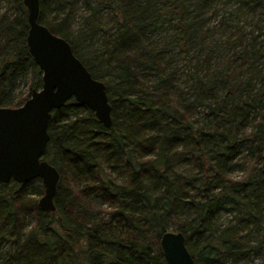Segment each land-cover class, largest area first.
Segmentation results:
<instances>
[{
    "label": "trees",
    "instance_id": "trees-1",
    "mask_svg": "<svg viewBox=\"0 0 264 264\" xmlns=\"http://www.w3.org/2000/svg\"><path fill=\"white\" fill-rule=\"evenodd\" d=\"M84 1L91 55L56 22L73 0H39L38 23L106 86L111 127L73 99L51 112L55 211L39 179L0 184V264H166L168 231L193 264H262L264 0ZM27 32L22 0H0V107L41 88Z\"/></svg>",
    "mask_w": 264,
    "mask_h": 264
},
{
    "label": "water",
    "instance_id": "water-1",
    "mask_svg": "<svg viewBox=\"0 0 264 264\" xmlns=\"http://www.w3.org/2000/svg\"><path fill=\"white\" fill-rule=\"evenodd\" d=\"M22 2L27 11L26 44L41 72V88L33 90L18 108L0 107V184L11 181L23 184L39 179L44 191L37 205L42 211L54 212L59 174L42 159L49 142L51 112L73 99L108 129L110 105L106 86L91 77L70 44L38 23L39 0ZM260 170L264 176V149ZM159 243L166 264L194 263L181 233L165 232Z\"/></svg>",
    "mask_w": 264,
    "mask_h": 264
},
{
    "label": "rangeland",
    "instance_id": "rangeland-1",
    "mask_svg": "<svg viewBox=\"0 0 264 264\" xmlns=\"http://www.w3.org/2000/svg\"><path fill=\"white\" fill-rule=\"evenodd\" d=\"M73 6L71 10H63L57 16V23H62L61 25L71 34V37L80 33V37H78V44L82 47L81 54H89L90 52L95 51L97 49L98 44L100 45V33L97 37L91 38V31H93L92 23L90 22L87 27L84 26V20L89 18L90 12L87 8L88 4L84 0H73ZM2 7H5L4 5ZM2 12V10H1ZM101 25L103 29L109 30L114 25V21L112 20V14L108 11L103 12ZM218 19H214L213 23L216 24ZM247 25V24H246ZM245 25V26H246ZM81 29H85L81 31ZM102 38V37H101ZM99 39V40H98ZM24 91V89H21ZM241 174L238 171H234L233 177ZM40 197L37 198L39 200ZM259 260H255L252 264H259Z\"/></svg>",
    "mask_w": 264,
    "mask_h": 264
},
{
    "label": "clouds",
    "instance_id": "clouds-1",
    "mask_svg": "<svg viewBox=\"0 0 264 264\" xmlns=\"http://www.w3.org/2000/svg\"><path fill=\"white\" fill-rule=\"evenodd\" d=\"M245 178V175L243 173L238 174L234 177H232V179L236 180V181H242Z\"/></svg>",
    "mask_w": 264,
    "mask_h": 264
}]
</instances>
